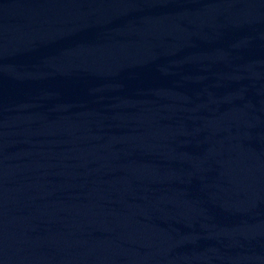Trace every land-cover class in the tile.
I'll use <instances>...</instances> for the list:
<instances>
[{"label":"water","instance_id":"water-1","mask_svg":"<svg viewBox=\"0 0 264 264\" xmlns=\"http://www.w3.org/2000/svg\"><path fill=\"white\" fill-rule=\"evenodd\" d=\"M0 264H264V0H0Z\"/></svg>","mask_w":264,"mask_h":264}]
</instances>
